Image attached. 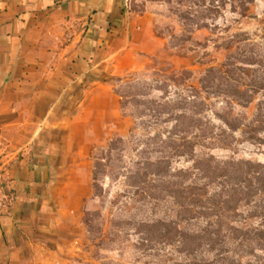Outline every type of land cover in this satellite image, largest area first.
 <instances>
[{"label":"crops","instance_id":"0c3cea01","mask_svg":"<svg viewBox=\"0 0 264 264\" xmlns=\"http://www.w3.org/2000/svg\"><path fill=\"white\" fill-rule=\"evenodd\" d=\"M137 1L0 0V130L15 195L0 217V264L79 229L91 146L120 113L106 78L135 68L153 40Z\"/></svg>","mask_w":264,"mask_h":264},{"label":"rangeland","instance_id":"374dc122","mask_svg":"<svg viewBox=\"0 0 264 264\" xmlns=\"http://www.w3.org/2000/svg\"><path fill=\"white\" fill-rule=\"evenodd\" d=\"M135 9H146L152 15L153 40L141 52L139 64L129 71L151 73L183 67L192 72L186 84L198 86L205 68L222 63L228 77L241 83L254 100L245 108L210 97L205 107L210 123L222 125L213 115L221 107L232 108L242 122L253 119L257 101L264 99V0H138ZM125 73L106 78L114 91L121 87L114 78ZM181 89L179 86L176 91L181 93ZM168 90V94L174 91ZM142 92L146 95L137 101L145 104L164 96L162 91ZM119 112V118L108 124L105 135L91 146L92 195L82 210L79 229L69 234L60 248L53 244L43 247L21 264H181L175 248L147 225V221L169 218L174 212L171 201L148 184L138 188L134 178L136 162L157 156L154 151L158 147L151 140L156 131L171 123L164 121L165 115L155 122L144 104L120 107ZM234 136L226 149L209 151L217 158L264 163V132L254 141L246 140L244 134ZM117 137L125 142L107 152L109 141ZM184 160L174 158L172 166L180 167ZM95 161L99 165L94 183Z\"/></svg>","mask_w":264,"mask_h":264},{"label":"trees","instance_id":"16d2710c","mask_svg":"<svg viewBox=\"0 0 264 264\" xmlns=\"http://www.w3.org/2000/svg\"><path fill=\"white\" fill-rule=\"evenodd\" d=\"M222 66L205 68L198 86L186 84L192 72L183 67L151 73L128 71L114 78L121 83L115 93L120 107L144 104L155 122L165 115L164 121L171 123L151 139L158 147L154 151L157 156L136 162V186L148 184L164 193L174 208L166 220L147 221V225L175 248L181 264H264V163L217 158L209 151L226 149L235 133L244 134L248 141L259 139L258 134L264 132V99L257 101L250 122H242L232 108L221 107L212 112L222 125L211 124L206 115L210 97L245 108L254 100ZM179 86L181 93L176 91ZM169 88L174 89L171 94ZM144 89L162 91L164 96L147 104L138 102L137 97L146 95ZM124 142L121 137L111 139L107 152ZM178 157H183L185 164L176 168L172 161ZM98 165L95 161L94 183Z\"/></svg>","mask_w":264,"mask_h":264},{"label":"built area","instance_id":"2783aa9c","mask_svg":"<svg viewBox=\"0 0 264 264\" xmlns=\"http://www.w3.org/2000/svg\"><path fill=\"white\" fill-rule=\"evenodd\" d=\"M9 161L6 140L0 130V217L10 213L15 200L14 179L11 176Z\"/></svg>","mask_w":264,"mask_h":264}]
</instances>
